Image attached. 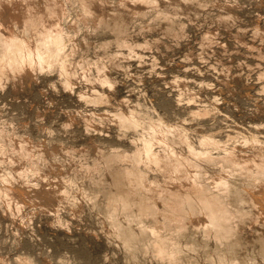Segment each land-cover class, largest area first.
<instances>
[{
    "label": "rangeland",
    "instance_id": "obj_1",
    "mask_svg": "<svg viewBox=\"0 0 264 264\" xmlns=\"http://www.w3.org/2000/svg\"><path fill=\"white\" fill-rule=\"evenodd\" d=\"M213 2L211 8L195 10L193 21L188 22L185 15L177 16L176 26L180 21L186 26L182 37L159 30L144 32L141 29L145 20L136 19L126 37L132 46L136 45L131 56L127 54L128 47H116V36L107 27L89 29L84 35L81 32L83 36L79 35L78 49L71 59L83 65H77L73 79L59 75L57 68L38 71L25 89L14 87L16 82L0 79L2 136L16 131V135L27 136L32 144H41L49 158L48 175L57 179L59 193L67 195L63 203L55 199L38 202L31 196L15 209L0 205V264H27V258L31 264L128 263L123 241L114 235L110 221H105L86 196L98 194L96 205L105 204L107 169L100 165L102 160L94 164L95 155L99 151L111 155L118 149L131 152L136 146L135 134L121 131L118 119L106 116L113 113L116 105L124 103L167 114L171 121L192 130L191 141H198L201 134L214 135L222 148L217 152L238 144L242 134L264 138V91L260 88L264 83V0ZM229 12L230 22L216 18ZM211 31L214 34L209 37ZM106 42H111V46L105 49ZM115 52L125 54L119 58L118 67L110 65V55ZM85 64L91 81L81 74ZM98 66L108 68L111 86L94 81ZM201 109L212 112L205 117L193 114ZM86 117L95 123L87 130ZM101 119H105L103 123ZM10 134L4 139L9 141ZM14 164H7L0 154V183L7 174H19L21 164ZM90 168L92 172L88 171ZM206 168L209 177L222 172L221 166L210 164ZM149 174L152 179L163 180L153 169ZM100 181L105 185L99 187ZM78 190L87 192L79 195ZM76 197L81 198V204L74 208L71 204ZM243 233L254 236L258 230ZM148 259L157 264L152 256L145 257L142 264H150Z\"/></svg>",
    "mask_w": 264,
    "mask_h": 264
},
{
    "label": "bare ground",
    "instance_id": "obj_2",
    "mask_svg": "<svg viewBox=\"0 0 264 264\" xmlns=\"http://www.w3.org/2000/svg\"><path fill=\"white\" fill-rule=\"evenodd\" d=\"M213 4V0H0V79L11 80L16 82L14 87L25 89L38 71L51 68L73 79L77 65H83L71 59L81 32L84 35L89 29L107 27L116 36V47H128L127 54L131 56L136 45L132 46L126 37L136 19L145 20L141 29L144 32L159 30L182 37L186 26L181 21L176 26L177 16L185 15L188 22L193 21L195 10L211 8ZM230 16L229 12L216 18L230 22ZM213 34L211 31L209 37ZM103 46L109 48L111 42ZM124 55H110V65L118 67V60ZM86 64L81 66V74L91 81ZM111 79L106 66L97 67L95 82L111 86ZM260 88L264 91V83ZM140 109L123 103L116 105L113 113L106 112V116L118 119L121 131L135 134L136 146L131 152L113 149L111 155L99 151L93 159L94 164L102 160L100 165L107 169L104 206L96 205L98 194L86 195L105 221H110L114 235L123 241L127 264H142L148 256L157 264H264V138L242 134L238 144L217 152L221 145L214 135L201 134L203 137L196 138L197 142L191 141L192 130L183 123H175L167 114L155 110ZM211 112L201 109L193 114L205 117ZM94 125L92 118L86 117V130ZM9 132V141L4 139L7 134L2 136L0 132V154L9 165L20 163L21 169L17 175L7 174L0 183V205L15 209L31 196L38 202L66 201V193H59L57 179L48 175L49 158L41 144H32L27 136L16 135V131ZM210 164L221 166L222 172L209 177L206 167ZM91 168L88 171L92 172ZM152 169L163 180L152 179ZM229 171L234 175H229ZM98 185L105 184L100 181ZM76 192L85 195L87 191ZM80 199L76 197L71 205L79 206ZM252 229H257L258 234L243 233ZM26 262L31 264L28 258Z\"/></svg>",
    "mask_w": 264,
    "mask_h": 264
}]
</instances>
